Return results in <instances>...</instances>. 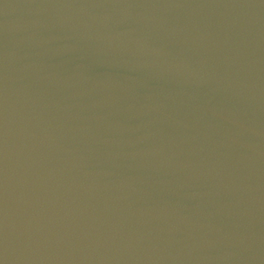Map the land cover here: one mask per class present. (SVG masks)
<instances>
[{"label": "water", "instance_id": "obj_1", "mask_svg": "<svg viewBox=\"0 0 264 264\" xmlns=\"http://www.w3.org/2000/svg\"><path fill=\"white\" fill-rule=\"evenodd\" d=\"M0 264H264V0H0Z\"/></svg>", "mask_w": 264, "mask_h": 264}]
</instances>
